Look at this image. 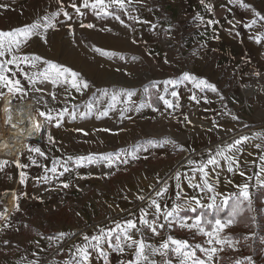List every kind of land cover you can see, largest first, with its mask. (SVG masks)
I'll return each mask as SVG.
<instances>
[{"label":"rangeland","instance_id":"rangeland-1","mask_svg":"<svg viewBox=\"0 0 264 264\" xmlns=\"http://www.w3.org/2000/svg\"><path fill=\"white\" fill-rule=\"evenodd\" d=\"M206 2L212 5L211 12L201 5L200 0H142V4H137L134 0L133 7L139 11L133 12V15L149 22L135 23L122 15L134 31L123 27L110 17L98 19L90 11H87L84 17L78 18L75 11L67 7L72 20L68 22L63 16L59 17L61 23L58 24L57 30L47 33V43L33 38L22 48L21 54L38 55L72 68L81 73L91 86L83 95L73 90L68 100H65V89L57 87L56 100L53 101L50 95L53 92L52 84L47 81L38 83L36 87L42 89L41 92L30 91L24 98L8 94L0 97V111L5 106L24 101L31 103L36 114L38 110L62 108L65 104L71 111L73 104L83 105L90 98H100L103 89L113 91L120 88L137 90L133 100L140 103L145 99V86H150L154 81L175 79L184 72L215 84L218 94L206 91L201 95H207L212 103L205 104L201 101L197 105L189 99L192 94L191 85L179 86L175 90L180 94L181 108L176 110L174 118L169 115L172 110L165 111L162 102L156 99L163 91L164 86L161 84L160 92L151 90L152 103L159 107L160 112H153L150 108L139 112L133 109L126 113L130 118L121 120L119 109L124 105L120 104L116 111L110 112L109 116L102 119H96L95 115H92L87 119L77 118L71 121L66 116L59 127L55 126L53 121L42 133L40 141H31L38 142L52 157L116 152L138 143H145L149 139L160 140L164 137L177 141L178 146L168 144L149 148L147 153H140L141 157L146 155L148 159L141 158L128 165L120 164L118 171L103 165L80 168L75 170L72 176L75 177L78 172L86 178H74L66 189L57 180L37 183L36 178L43 175V169L40 167L30 166L22 169L21 171L27 174V179L17 189V194L21 197L20 211H15V202H11L12 210L8 213L12 214V226L0 232V262H3V257L17 261L27 255L31 259V253L37 252L41 264H49L53 260L62 264L68 258V253L58 255L55 246L48 247L49 241L45 237L54 236L61 231L75 232L77 235L62 245L67 248L72 243L81 242V233L95 234L98 226L111 227L115 220L138 218L139 210L146 206L147 201L142 202L137 196L150 194L149 186L157 184V175L163 178L167 174L163 179L167 180L169 191L164 199L169 205L175 199L174 194L177 191V181L171 178L176 171L182 174L181 184L185 193L195 195L196 192L187 187L188 180L185 178V175H194L193 166L188 165V160L199 162L206 158L209 147L264 130V43H256L254 39H250L257 32L264 31V27L258 25L247 29L236 23L252 19L253 14L235 3L229 4L228 0ZM245 2L264 14V0ZM0 4L7 5V8H0V30L4 31L30 24L58 7L56 0H0ZM65 4L67 6L68 0H65ZM198 14L204 17L205 21L215 19L219 24L209 27L195 19ZM228 20H232L235 27L230 25ZM81 21L85 24L92 23L95 27L82 28ZM151 24L157 25L155 30L151 29ZM107 28L112 31L102 30ZM133 39L136 43L132 42ZM94 47L117 55H101L94 51ZM38 67L42 68L43 64L38 63ZM25 71L32 69L25 67ZM17 78L22 80L26 89L29 87L22 76L18 74ZM169 87L172 90L171 86ZM44 100H47V106ZM106 104L107 98H104L100 108ZM182 114L188 115L192 123L178 122L183 121ZM232 115H236L238 120H232ZM40 119L42 121V118ZM213 120H216L220 127L214 128ZM2 124L0 120V126ZM104 128L111 129V132L96 131ZM76 129H82L83 132ZM228 129L232 131H227ZM84 132L88 135H84ZM49 134L54 141L52 144L47 141ZM254 143L261 141L244 144L240 160L241 170L245 171L246 177H252L249 183L253 197L259 191L255 186V173L259 172V153ZM22 152L21 163H30L27 160L29 153L26 150ZM0 157L10 161L16 160L8 155L4 157L0 154ZM254 160L256 164L252 163ZM181 162L183 163L174 170V165L177 166ZM43 163L51 166L50 159L44 160ZM14 168L16 170L17 167L14 165ZM226 169V164H223L222 168L217 170V191H238L235 185L242 183L245 178H242L238 171L229 173ZM110 171L115 174L106 175ZM0 174L2 188L5 175ZM195 175L198 180L199 174ZM67 179V174L61 178ZM212 180H216L215 175H212ZM159 187L160 185L156 186L157 189ZM2 192L0 207L4 209ZM150 196H154L153 191ZM11 198L12 195L10 201ZM205 201L207 202L206 197ZM254 202L255 211L252 212L249 222H245L244 218L225 230L226 235L237 239L239 243L235 245V250L224 246V251L218 253L221 258L219 264H235L237 260L249 256L255 264H264V218H261L264 215V198L258 207L259 213ZM252 217H255V220ZM145 235L149 242L154 244H159L167 235L187 240L193 245L202 244L206 239L202 235H196L194 231L176 225L162 230L157 237H152L150 232H145ZM6 240L9 241L7 245L4 243ZM130 255L127 253L121 257L120 254L111 252L110 264H119L122 258H129ZM156 259L162 260L159 256ZM93 264L103 262L93 260Z\"/></svg>","mask_w":264,"mask_h":264},{"label":"snow or ice","instance_id":"snow-or-ice-1","mask_svg":"<svg viewBox=\"0 0 264 264\" xmlns=\"http://www.w3.org/2000/svg\"><path fill=\"white\" fill-rule=\"evenodd\" d=\"M57 9L52 12H47L45 15L38 17L30 24L17 27L8 31L0 30V97L5 94L16 98H24L30 91L41 92L42 89L36 85L50 82L53 86V92L50 93L53 101L56 100L55 89L61 87L65 89V100H68L74 90L76 93L83 95V93L91 86L90 82L86 80L81 73L72 68L44 59L38 55L21 54V50L33 38H39L47 43V33L50 30H57V26L61 21L58 19L63 16L66 21L72 20L71 14L67 11V7H71L77 17H84L87 11H90L98 19L112 18L118 21L123 27L131 28V24L126 23L122 15L127 17L129 21L135 23L148 24L146 20H141L139 16L133 15V12H138L139 9L133 7L134 0H68L66 6L65 0H56ZM135 3L142 4V0H135ZM207 11L211 12L212 5L206 0H200ZM229 4L235 3L241 8L250 10L253 18L247 21H237L247 29H253L258 25L264 27V14L257 11L252 5L245 2V0H228ZM0 8H7V5L0 4ZM151 11V9H148ZM198 21L207 26L219 24L218 20L208 19L205 21L204 17L199 14L195 17ZM230 25L232 20H228ZM70 26V25H69ZM80 27L92 29L95 27L92 23H83L81 21ZM156 24H151V29L155 30ZM111 32V28L102 29ZM231 31V29H229ZM239 34V33H237ZM250 39H254L256 43H264V31L257 32ZM133 43L136 40L133 39ZM94 51L104 56H115L114 52L95 48ZM123 59V56H121ZM137 59V57H133ZM167 62V61H165ZM38 63L43 64L42 68L38 67ZM25 67L32 69V71H25ZM18 74L23 77L29 86L25 88L22 80ZM163 84V91L156 97L159 102L164 105L165 111L172 110L169 115L174 116L176 110L181 108L180 94L177 90L179 86L187 87L191 85V95L189 99L195 104L199 105L201 101L205 104H210L212 101L207 95H201L206 91L218 94V89L215 84L210 83L207 79L197 77L194 74L184 72L181 76L175 79H167L164 81H154L150 86L144 87L145 99L140 103H136L133 97L137 95V90L120 88L118 90L109 91L102 90L100 98H90L83 105H71V111L65 104L62 108H47V111L38 110L37 116L42 118L41 122L35 121L34 132L29 136L23 146L29 154L27 160L28 164L21 163L18 158L14 161L0 158V170L6 166L14 164L17 168L25 169L30 166H37L43 169V175L37 177V183H50L53 180L60 181L63 188H69L74 178L85 179L76 173L73 177L72 173L75 170L86 167L88 165H103L108 169L119 170V165H128L130 162L139 160L141 158L148 159V156H140L141 152L147 153L149 148L163 147L171 144L178 146L177 141L170 137H164L160 140L149 139L145 143H138L132 145L130 148L119 149L116 152H107L101 154H87V155H67L66 157H52L46 150L42 149L40 144L31 143L33 139H39L41 130H47V126L55 121V126H61L64 118L67 116L71 121L77 118L83 120L92 115L96 119H102L109 116V113L117 110V106L123 104L124 107L119 109L120 119L130 118L126 113L132 111H141L144 108H150L153 112H160L159 107L152 103V89L160 92L159 85ZM172 90H170V87ZM75 97H72L74 99ZM104 98H107V104L101 109L100 105ZM43 99V98H42ZM223 99V97H221ZM47 106V100H44ZM83 108L81 111L80 109ZM163 114V113H161ZM183 115V121L191 124L192 121L188 115ZM232 120H238L236 115H232ZM214 128L220 127L216 120L212 121ZM248 127V125H245ZM76 131L83 132L82 129ZM96 131L111 132V129H97ZM211 131V129H209ZM227 131H232L228 129ZM88 135L87 132L83 133ZM260 140L261 143H254L255 149L258 151L259 172L256 175V187L259 191H264V130L257 131L249 135H241L239 138L231 142L224 141L214 147H209L206 152V158L199 162L195 160H188V165H192L193 176L185 178L188 180L187 187L196 192L195 195H188L185 193L182 184L180 171H176L171 177L177 181L175 187V199L171 204L165 201V196L169 191V185L166 179L157 175V184L160 187L150 185L149 187L154 192V196H145L140 194L137 199L140 201H147L145 207H142L138 218H126L122 221L115 220L112 222L113 226H98L95 234L81 233V242L72 243L69 247L64 248L62 245L71 240L77 234L75 232H59L54 236L45 237L49 241L48 247L55 246L57 254L68 253V258L62 264H93V260H100L103 264H110V253L115 252L124 257L130 253L129 258H122L119 264H219L218 253L224 251V246L235 250V245L239 241L231 236L225 234V230L235 225L242 220L246 213L255 211L253 206L254 197L250 191L252 180L251 176H247L245 171L241 170V156L243 154V145L248 142ZM49 144L54 143L52 136H47ZM181 150H183L182 146ZM18 157L23 156V152H17ZM51 160V166L44 164V160ZM247 163V162H246ZM256 164V161H252ZM223 164L227 166V172H239L244 181L236 184L238 191H231L222 193L217 191L219 184L218 169H221ZM196 173L199 174L197 180ZM68 175L67 180H61L62 177ZM114 171H110L106 175H114ZM212 175L216 176V180H212ZM20 183H25L27 174L20 173ZM231 183V181H229ZM143 191V190H141ZM9 193L5 191L3 195L6 197ZM14 200L15 211H20V194L11 193ZM26 195V194H24ZM207 198V202L205 201ZM159 198V199H158ZM193 213L194 215H182V213ZM151 217V219H149ZM255 220V217H252ZM0 232L12 226V214H9L7 208L0 210ZM174 225L180 228H186L189 231H194L196 235H202L206 239L204 243L191 244L187 240L176 239L172 235H167L162 238L159 244L149 242V238L145 232H150L152 237L160 236L162 230L170 229ZM27 227V225H25ZM18 230V229H17ZM42 235V234H41ZM247 239V237H245ZM5 245L9 241H4ZM39 247V243L37 242ZM45 251V249H41ZM33 258L22 256L17 260L16 264H41L40 256L37 252H32ZM159 256L162 260L158 261L156 257ZM49 264H57L56 261H50ZM235 264H255L252 257H245L243 260H237Z\"/></svg>","mask_w":264,"mask_h":264},{"label":"bare ground","instance_id":"bare-ground-1","mask_svg":"<svg viewBox=\"0 0 264 264\" xmlns=\"http://www.w3.org/2000/svg\"><path fill=\"white\" fill-rule=\"evenodd\" d=\"M0 120L3 123L0 126V144L7 145L6 150L0 154L18 159L17 152L24 150L27 140L28 125L35 121L41 122V119L33 111L31 103L24 101L3 107ZM11 202L14 203L13 197Z\"/></svg>","mask_w":264,"mask_h":264},{"label":"crops","instance_id":"crops-1","mask_svg":"<svg viewBox=\"0 0 264 264\" xmlns=\"http://www.w3.org/2000/svg\"><path fill=\"white\" fill-rule=\"evenodd\" d=\"M56 50V48H55ZM106 66V65H105ZM103 70H105V67H104V64H103ZM4 101H9V100H4ZM3 101V102H4ZM2 158V157H0ZM3 159H6V158H3ZM20 159V157H19ZM12 161V160H11ZM183 162L179 163L177 166L174 165V170L176 169V167H178L180 164H182ZM22 169L20 168H14V164H10L9 166H6L3 170H0V173H2L3 175H5V179L4 181L2 182V188H0V192H2L1 196L2 198L4 199V208L6 207L7 208V211L9 212L10 210H12L10 208V205H11V201H10V196H11V193L12 192H15L17 193V189L18 187L20 186V173L22 172L21 171ZM15 172H16V175H15ZM1 175V174H0ZM15 176V177H14ZM165 176H167V174H165ZM164 176V177H165ZM163 177V178H164ZM159 184H156L155 186H158ZM7 191L9 194L5 197L3 195V193ZM148 193L152 194V189L151 191H149ZM147 193V194H148ZM258 193V192H257ZM263 193V197H262V200L264 198V191H262ZM150 194L148 196H150ZM255 198V197H254ZM0 210H3L2 207H0ZM17 261H12V259H9V258H6V257H3V262H0V264H16ZM43 264V263H42Z\"/></svg>","mask_w":264,"mask_h":264},{"label":"trees","instance_id":"trees-1","mask_svg":"<svg viewBox=\"0 0 264 264\" xmlns=\"http://www.w3.org/2000/svg\"><path fill=\"white\" fill-rule=\"evenodd\" d=\"M262 197H263V193L262 191H258V193L255 195V198H254V204H256V208H257V212L259 213V210H258V207L261 206V203H262ZM185 215H188V216H192L194 215L193 213H183ZM251 216H252V212L251 213H246L244 218H245V222H249V220L251 219ZM243 218V219H244ZM261 218H264V215L261 216Z\"/></svg>","mask_w":264,"mask_h":264},{"label":"water","instance_id":"water-1","mask_svg":"<svg viewBox=\"0 0 264 264\" xmlns=\"http://www.w3.org/2000/svg\"><path fill=\"white\" fill-rule=\"evenodd\" d=\"M44 129L41 130V133L39 134V139H33L32 141H40L41 140V136H42V133H43ZM34 132V123L31 122L29 125H28V129H27V138L29 136H31Z\"/></svg>","mask_w":264,"mask_h":264},{"label":"clouds","instance_id":"clouds-1","mask_svg":"<svg viewBox=\"0 0 264 264\" xmlns=\"http://www.w3.org/2000/svg\"><path fill=\"white\" fill-rule=\"evenodd\" d=\"M7 148V145L0 144V153L4 152Z\"/></svg>","mask_w":264,"mask_h":264},{"label":"built area","instance_id":"built-area-1","mask_svg":"<svg viewBox=\"0 0 264 264\" xmlns=\"http://www.w3.org/2000/svg\"><path fill=\"white\" fill-rule=\"evenodd\" d=\"M2 156H4L5 157V155H2ZM7 156V155H6ZM15 159V158H14Z\"/></svg>","mask_w":264,"mask_h":264}]
</instances>
